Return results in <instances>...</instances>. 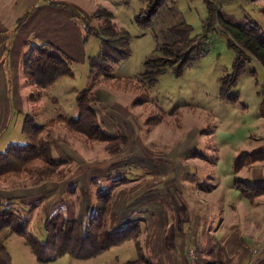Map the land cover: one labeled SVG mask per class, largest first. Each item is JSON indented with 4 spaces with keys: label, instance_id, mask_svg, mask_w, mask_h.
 <instances>
[{
    "label": "rangeland",
    "instance_id": "obj_1",
    "mask_svg": "<svg viewBox=\"0 0 264 264\" xmlns=\"http://www.w3.org/2000/svg\"><path fill=\"white\" fill-rule=\"evenodd\" d=\"M73 1L75 3L71 6L82 14L91 26L97 27L104 20L91 17L92 13L105 8L112 14L111 21L115 28L124 29L130 35V55L112 67L107 79L100 76L95 80V83L103 80L104 85L121 101L116 102L117 107L113 106L111 102L115 97L110 95V100L108 98L106 103L100 105L98 110L103 111L105 123H109L106 115H115L116 113L111 111L115 110L120 115L129 114L146 130L159 125L153 133L147 132L151 152L157 151L156 149H159L160 153L167 152L185 134L189 135V140H194L188 152L177 158V164L170 177L177 180V175L181 174L180 183L185 185L186 192L191 189V196L198 194L194 188L203 192L213 191V196L209 197H212V202L204 206L208 210V216L203 226L208 241L214 242L212 248L216 251H213V257L225 259L228 256L226 247L224 246L223 250L218 248L223 245L210 232L219 230L221 217L225 224H221V227L225 226L223 232L232 250H237L239 244L249 243L251 236H264V195L247 199L234 186L235 180L253 184L255 179L264 184V160L235 169L238 154L264 149V145H259L264 144V118L259 114L264 100L262 64L252 57L238 75L236 85L229 91L236 99L233 102L221 99V78L233 72L235 52L228 46V37L219 30L210 36L206 53L186 66L180 75L168 67L157 77L154 84L148 85L141 77L144 63L163 43L175 39L168 33V27L184 22L193 28L192 37L202 34L203 21L208 15L205 2L166 0L154 17L152 25L141 29L135 21V16L140 8L145 6V2ZM219 2L220 14L224 20L244 22L246 19H254L264 28V0H233L229 4ZM13 7L12 0H0V15L9 26H14L12 19L16 12ZM71 18L77 26L81 24L84 35L83 21ZM100 46L99 37L87 36L82 41L83 53L77 48L74 49L75 60L73 59L71 64L73 76L61 77L50 88L32 90L35 100H30L32 106L28 107L27 113L34 112L38 124L56 120L59 114L75 115V94L92 83L89 57L97 55ZM98 118L101 119L99 115ZM19 120L17 115L11 116L10 126L6 131L0 132V152L11 143L28 142V138L21 131ZM128 124L133 123L129 121ZM51 128L52 136L58 137L52 145V154L63 158L66 163L51 168L36 162L27 176L10 174L0 178V207L11 208L21 218L27 219L29 231L37 238H46L45 221L57 211L68 219L84 220L87 213L97 206L99 190L112 191L113 206L117 193L122 188L140 184L141 188L144 185L150 188L154 187L156 182L162 184L161 177L155 179L154 175L161 173L164 167L161 164L150 166L148 161L147 165L144 164V157L158 162L161 159L151 158L154 155L146 154L148 151L141 148L139 142L133 138L128 139L121 131L107 133L125 138L107 150L106 142L87 140L80 133L65 128L62 121H55ZM56 128L61 131H56ZM140 136L142 140L147 137L145 130H142ZM71 137H78V141L70 143ZM165 156L167 155L161 154L162 158H167ZM135 165L139 168H132ZM117 172H122V175L117 177ZM163 185L164 183L161 186ZM173 188L175 186H172ZM172 193L174 194L175 190H172ZM19 197L22 202L19 199L14 200ZM209 209L212 210L211 214ZM172 220L173 218L170 221ZM107 228L109 229V221ZM133 240L137 242V237ZM4 242L11 257V264H120L121 261L116 260L117 256L124 254L130 257L133 254L135 257L136 254L134 246L129 242L89 259H77L64 254L41 261L37 259L24 237L12 233ZM249 244L248 248L252 252L255 247ZM210 247L211 245L205 247L203 252L206 253ZM258 250L257 247L256 251ZM232 260L234 262V259Z\"/></svg>",
    "mask_w": 264,
    "mask_h": 264
},
{
    "label": "trees",
    "instance_id": "obj_2",
    "mask_svg": "<svg viewBox=\"0 0 264 264\" xmlns=\"http://www.w3.org/2000/svg\"><path fill=\"white\" fill-rule=\"evenodd\" d=\"M140 1L146 4L136 14L135 21L141 29H147L152 25L154 17L166 0ZM203 1L206 4L208 15L203 21L202 34L192 37L193 28L184 22L168 27V33L175 39L172 42L163 43L157 52L147 58L141 77L148 85H152L168 67L180 75L186 66L206 53L210 36L220 30L228 37V46L235 52V57L233 72L221 78L219 96L221 99L233 102L236 97L230 95L229 91L236 85L237 77L242 73L245 64L254 57L264 68V28L254 19H246L244 22L224 20L220 14L219 1L229 4L233 0ZM59 6L67 9L72 17L83 21L84 38L94 35L101 39L98 54L89 57V68L93 81L87 88L76 94L75 103L78 110L76 116L59 114L56 120L38 124L34 112L25 114L21 131L28 138V142L25 144L11 143L4 151L0 152V178L10 174L15 176L26 174L27 176L31 166L36 162L51 168L57 164L66 163L63 158L55 157L52 154V145L58 139L57 136H52L51 126L55 124V121H62L65 128L80 133L87 140L106 142L107 150L111 149V145L125 139L120 135L111 136L104 131L103 123L98 118L93 104L97 101L94 95L95 80L100 76L108 77L112 67L130 55V35L124 29L117 30L115 28L111 21L112 14L105 8H100L97 12L92 13L91 17L104 19L97 27H93L72 6L67 4ZM27 15L28 13L23 14L17 20V24L20 25ZM72 63L73 59L63 50L50 42H44L30 48L23 58L22 71L27 83L32 85L33 91H35L36 88L52 87L63 76H72ZM33 91L30 95L32 101L35 100ZM262 93L264 97V83ZM259 114L264 118V100L260 106ZM262 160H264V149L245 152L237 157L235 169ZM234 186L247 199L264 194V186L260 184L250 185L242 180H235ZM113 197L114 194L111 190H99L97 206L93 207L82 221L68 219L59 211L53 213L45 221V239L34 236L29 231L28 220L21 218L16 211L6 206L0 207V264H11V257L4 241L12 233L24 237L37 259L41 261H47L64 254L77 259H89L113 246L133 240L140 231L137 221L129 222L118 230L107 228ZM218 248L223 250L221 246ZM213 251L216 250L211 246L206 253H203L202 259H196V264L234 263L233 258L228 256L225 259L214 258ZM137 254V259L128 262V264L144 262V253L139 244L137 245Z\"/></svg>",
    "mask_w": 264,
    "mask_h": 264
},
{
    "label": "crops",
    "instance_id": "obj_3",
    "mask_svg": "<svg viewBox=\"0 0 264 264\" xmlns=\"http://www.w3.org/2000/svg\"><path fill=\"white\" fill-rule=\"evenodd\" d=\"M74 3L73 0H12L13 9L16 12L12 19L14 20V26L6 25L0 15V132L7 130L11 124L10 118L13 115L20 117L19 121L22 129V122L28 107L32 106L30 95L33 86L27 83V79L23 74L22 61L33 45L50 42L63 50L72 59L75 57V48L81 54L83 53L82 41L84 35H82L81 24L77 26L71 20V13L59 6L62 4L71 6ZM25 13H28L27 17L18 25L17 20ZM102 79H107V77H102ZM103 85V80L95 83L94 95L97 101L93 104V107L101 118L104 131L111 134L115 131H121L128 139L133 138L136 142H139L140 147L145 149L146 152L148 151L147 153L144 151V153L154 155L151 158L161 159L158 162L144 157V164L147 165V161L150 166L161 164L164 169L154 176H156L155 179L161 177L160 182L164 183L163 186H167L163 188L162 184L156 182L155 186L150 188L146 185L141 188L140 184L117 191L116 200L110 211L109 229L118 230L129 222L137 221L140 231L137 242L129 240L113 246L122 247L131 242L135 248V257L133 254L130 257L122 254L117 256L116 260L121 261L120 264H128V262L136 260L138 257V244L142 247L145 257L142 264H191V250L194 251L195 259L203 258V249L209 247V245L212 246L214 243L209 242L208 237L205 236V231L203 232L204 220L208 216V210L204 206L212 202V197H209L210 195L213 196V191L203 192L194 188L198 194L191 196V189H188L189 193L186 192L184 190L185 185L180 183L182 180L181 174L177 175V180L170 177L177 164V158L188 152L193 146L194 140H189V135L185 134L167 152L160 153L159 149L149 151L151 144H149L147 132L153 133L159 125L150 126L151 128L146 130V128L140 126L138 120H134L129 114L120 115L115 110H111L116 113L115 115L110 113L106 115L109 123H105L103 120L105 115H103V111L101 112L98 109H100V105L106 103L110 95L114 96V94L107 85ZM114 97L111 103L117 107L116 102L121 103V101L116 96ZM77 112L72 116H76ZM129 121L133 124H128ZM142 130H145L147 136L143 140L140 136ZM56 131H61V129L56 128ZM75 140L78 141V137L76 139L71 137L70 143ZM161 154L167 155L165 156L167 158H162ZM132 168L139 167L135 165ZM119 175H122V172L116 174L117 177ZM253 180L254 183L250 185L260 184L264 186L259 181ZM176 181L177 184H175ZM128 184L124 183V185ZM172 186H175V188L172 189ZM172 190H175L174 194ZM262 195L264 194L260 196ZM163 197L165 200H162ZM18 199L22 202L20 197L14 198V200ZM209 213H212L211 209H209ZM171 218H173L172 221H170ZM221 224H224L222 217L219 230L210 232L215 239L217 238L222 243L223 246L221 247L223 249H225L224 246L226 247L228 257L234 259V264H264V236L260 237L258 234H256V237L251 236L250 244L245 242L239 244L237 250H232L229 248L228 239L223 232L225 226L221 227ZM247 244L255 247L253 251H256L257 247L259 250L251 252Z\"/></svg>",
    "mask_w": 264,
    "mask_h": 264
},
{
    "label": "built area",
    "instance_id": "obj_4",
    "mask_svg": "<svg viewBox=\"0 0 264 264\" xmlns=\"http://www.w3.org/2000/svg\"><path fill=\"white\" fill-rule=\"evenodd\" d=\"M190 255H191V264H196L195 263V258H194L195 255H194V251L193 250L190 251Z\"/></svg>",
    "mask_w": 264,
    "mask_h": 264
}]
</instances>
